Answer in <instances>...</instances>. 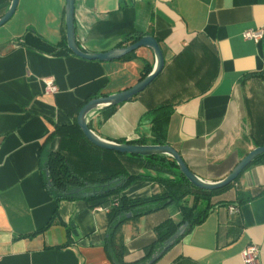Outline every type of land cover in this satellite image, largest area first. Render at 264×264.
<instances>
[{"label":"crops","instance_id":"1","mask_svg":"<svg viewBox=\"0 0 264 264\" xmlns=\"http://www.w3.org/2000/svg\"><path fill=\"white\" fill-rule=\"evenodd\" d=\"M10 2L0 0V16ZM65 3L18 0L0 26V264H112L102 247L108 209L56 200L44 186L43 165L56 142L47 137L55 124L75 121L87 98L134 85L155 56L147 47L110 61L77 56L66 44ZM73 25L85 52L107 51L138 33L158 40L164 58L150 84L106 120L100 108L89 113L100 138L150 144L152 109L170 103L166 142L206 181L264 145V34L257 42L242 37L264 29V0H74ZM46 76L55 94L44 91ZM263 189L264 159L213 196L226 206H215L153 264H243L249 243L259 248L256 264H264ZM159 191L156 182L136 181L125 194ZM166 218L179 220L176 205L120 226L126 262L143 256Z\"/></svg>","mask_w":264,"mask_h":264},{"label":"trees","instance_id":"2","mask_svg":"<svg viewBox=\"0 0 264 264\" xmlns=\"http://www.w3.org/2000/svg\"><path fill=\"white\" fill-rule=\"evenodd\" d=\"M142 36L144 35L138 33L129 35L118 47L133 43ZM132 53L133 51L121 58H129ZM150 70L151 67L146 65L139 79L146 76ZM90 98L92 97L84 100L81 106ZM172 106L170 103H163L152 109L150 144L167 143L165 132ZM115 107L116 105L102 108L101 121L113 114ZM88 126L92 128L90 123ZM52 138H55L56 142L55 146L47 151L42 169L43 184L54 194L56 200L83 199L92 202L93 206L103 205L108 209V227L102 247L112 264H147L153 254L165 248V241L186 223L183 232L164 249L165 252L195 225L201 223L215 206H226V202L213 201L212 197L229 188L241 174L222 188L205 190L192 185L179 171L174 160L166 155H131L93 145L83 135L76 120L70 124H55L47 140ZM146 141L121 139L117 142L146 144ZM263 159L264 153L258 155L251 163ZM148 169L153 170L154 174ZM136 181L156 182L160 191L145 197L130 198L125 191ZM187 196H192L190 204L182 202ZM171 204L177 206L179 220L166 218L157 224L154 228L155 239L145 247L143 256L126 262L120 226Z\"/></svg>","mask_w":264,"mask_h":264},{"label":"water","instance_id":"3","mask_svg":"<svg viewBox=\"0 0 264 264\" xmlns=\"http://www.w3.org/2000/svg\"><path fill=\"white\" fill-rule=\"evenodd\" d=\"M17 1L18 0H11L6 12L0 16V26L10 19L16 8ZM73 3L74 0H66L64 8L66 44L72 53L88 60L110 61L121 58L122 56L136 50L139 47H147L152 50L155 56V64L152 70L146 76L139 79L134 85L110 95L90 98L80 107L76 117V123L86 139L89 140L93 145L100 148L113 150L118 153H126L131 155H166L174 160L179 171L192 185L205 190L219 189L233 182L245 167H247L258 155L264 153V145L255 146L253 149L248 151L223 178L216 181H206L193 173L187 167L178 151L167 143L163 145L136 144L127 142L119 143L100 138L98 135H96L88 126L87 116L89 113L98 108L102 109L107 106L118 105L119 103L130 100L132 97L143 91L161 71L164 58L158 41L151 35H144L133 43L120 47H114L103 52L89 53L83 51V49L78 47L75 40L73 25ZM127 216H129V214ZM185 226L186 223L179 227L178 230L165 241V248L171 245L179 237ZM164 249L153 254L147 264H153L157 258L162 255Z\"/></svg>","mask_w":264,"mask_h":264},{"label":"built area","instance_id":"4","mask_svg":"<svg viewBox=\"0 0 264 264\" xmlns=\"http://www.w3.org/2000/svg\"><path fill=\"white\" fill-rule=\"evenodd\" d=\"M264 34L263 28L256 29H246L242 33V37L247 40H253L255 42L259 41ZM42 82L44 84V91L48 94H55L58 90V87L54 81V78L51 76L43 77ZM231 209H234L231 207ZM259 256V248L253 243H249L243 249L241 253L243 264H256Z\"/></svg>","mask_w":264,"mask_h":264},{"label":"rangeland","instance_id":"5","mask_svg":"<svg viewBox=\"0 0 264 264\" xmlns=\"http://www.w3.org/2000/svg\"><path fill=\"white\" fill-rule=\"evenodd\" d=\"M148 171L150 172V173H152V174H154V171L153 170H151V169H148ZM232 185V184H231ZM215 195H217V194H215ZM214 195V196H215ZM192 196H187V197H184L183 199H182V202H184V203H186V202H188L189 204L191 203V198ZM213 198V197H212ZM174 205L175 204H171V207H174Z\"/></svg>","mask_w":264,"mask_h":264}]
</instances>
